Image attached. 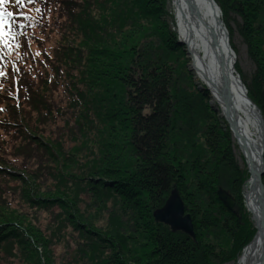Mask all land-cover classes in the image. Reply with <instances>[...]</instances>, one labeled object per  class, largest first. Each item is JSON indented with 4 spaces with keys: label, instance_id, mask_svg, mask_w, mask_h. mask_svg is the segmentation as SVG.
<instances>
[{
    "label": "trees",
    "instance_id": "obj_1",
    "mask_svg": "<svg viewBox=\"0 0 264 264\" xmlns=\"http://www.w3.org/2000/svg\"><path fill=\"white\" fill-rule=\"evenodd\" d=\"M215 2L241 20V78L264 117V0ZM6 8L20 47L0 44V264H234L254 234L247 173L176 53L166 1ZM173 189L196 241L152 216Z\"/></svg>",
    "mask_w": 264,
    "mask_h": 264
},
{
    "label": "bare ground",
    "instance_id": "obj_2",
    "mask_svg": "<svg viewBox=\"0 0 264 264\" xmlns=\"http://www.w3.org/2000/svg\"><path fill=\"white\" fill-rule=\"evenodd\" d=\"M168 2L188 60L186 67L197 89L206 94L220 128L235 141L246 165L247 178L241 195L254 234L235 263L264 264V184L258 180L264 163V117L248 96L236 68L235 53L222 21L223 11L215 0Z\"/></svg>",
    "mask_w": 264,
    "mask_h": 264
},
{
    "label": "rangeland",
    "instance_id": "obj_3",
    "mask_svg": "<svg viewBox=\"0 0 264 264\" xmlns=\"http://www.w3.org/2000/svg\"><path fill=\"white\" fill-rule=\"evenodd\" d=\"M166 1V12H167V15H168V22H169V25H170V31L173 32L174 34V39H175V43L180 47V51L179 52H176L178 53L179 55L180 54H183V60L186 62V66H188V60L187 58L185 57V50H184V46L182 44H180V41L178 40V37H177V34H176V31H175V27H174V21H173V17H172V14H171V10H170V7H169V2L168 0H165ZM220 8V7H219ZM221 10V9H220ZM235 22H232L230 24L226 23L225 20H224V15L222 13V21H223V24L224 26L226 27L227 31H228V36L230 38V45L232 44L234 47H235V50L236 52L234 51L235 53V57H236V61L235 63L237 64L238 68H239V71H240V76H243L244 78H247L250 79V75L253 73L254 71V66L253 64L250 62V60L248 59L247 57V51H246V47L245 45L243 44L242 42V39L240 38V36L238 35V32H237V29H236V22L240 24L241 20L240 19H236L235 17L231 16ZM230 25V26H229ZM229 29L232 31L231 35L229 34ZM231 45V46H232ZM234 50V49H233ZM187 68V67H186ZM188 73H190L191 75V78H193V75L192 73L189 71V69H187ZM193 83L195 85H197V83L192 79ZM244 84V83H243ZM207 99V98H206ZM208 101V99H207ZM259 109V108H258ZM260 110V109H259ZM233 139V138H232ZM233 143V146H232V150H233V154H234V158H235V161L237 162L238 166L240 169L244 170L246 173V165L243 163V159L241 157V153H240V150L239 148L237 147L235 141L233 140L232 141ZM263 161H264V156H263ZM263 177H264V173L261 177V182H263ZM245 185V183H244ZM243 185V187H244ZM242 187V188H243ZM176 190V189H175ZM223 190V189H222ZM177 191V190H176ZM223 191H226V190H223ZM178 193V192H177ZM179 194V193H178ZM170 196V194H169ZM168 196V197H169ZM167 197V199H168ZM180 197V195H179ZM166 199V200H167ZM181 199V197H180ZM182 201V200H181ZM166 202V201H165ZM221 202V201H220ZM183 203V202H182ZM222 203V202H221ZM223 204V203H222ZM224 205V204H223ZM225 206V205H224ZM163 207V206H162ZM184 207V205H183ZM226 207V206H225ZM227 208V207H226ZM160 209V208H159ZM228 209V208H227ZM157 210V209H156ZM229 210V209H228ZM155 211V210H154ZM153 211V212H154ZM232 211V210H230ZM153 212H152V216H153ZM185 213V212H184ZM188 215V214H186ZM190 217V215H189ZM190 220H191V217H190ZM156 222V221H155ZM158 223V222H156ZM159 224H162V223H159ZM191 224H192V220H191ZM164 225V224H162ZM166 227H168L167 225H164ZM192 227H193V224H192ZM169 228V227H168ZM170 229V228H169ZM171 232H173L171 229H170ZM176 232H180V231H176ZM176 232H173V233H176ZM182 233V232H180ZM184 235H186L185 233H182ZM187 237H189L188 235H186ZM192 241H196L195 239V232H194V228H193V237H189ZM8 252H10L9 250L7 251V254ZM61 253V250H56L55 251V256L58 257V255ZM5 254V253H4ZM12 254V253H11ZM5 260H8L9 257L8 255H6V257L4 258ZM223 264H232V262H228V263H223ZM236 264V263H234Z\"/></svg>",
    "mask_w": 264,
    "mask_h": 264
},
{
    "label": "water",
    "instance_id": "obj_4",
    "mask_svg": "<svg viewBox=\"0 0 264 264\" xmlns=\"http://www.w3.org/2000/svg\"><path fill=\"white\" fill-rule=\"evenodd\" d=\"M262 166L263 168L259 173L261 176L264 173V163ZM258 180L261 183V179L259 178ZM217 195L219 200L229 210H232L234 203L231 197L221 189L217 190ZM153 218L156 222L167 225L173 232L180 231L189 237H193V227L190 217L189 215L184 214L183 203L175 189L171 191L170 196L164 203L163 207L153 212Z\"/></svg>",
    "mask_w": 264,
    "mask_h": 264
},
{
    "label": "snow or ice",
    "instance_id": "obj_5",
    "mask_svg": "<svg viewBox=\"0 0 264 264\" xmlns=\"http://www.w3.org/2000/svg\"><path fill=\"white\" fill-rule=\"evenodd\" d=\"M24 0H16L17 4H23ZM32 2V0H29ZM9 3V0H0V44H3L5 47H16L19 48V44L12 45L10 42L14 41L16 34L13 32L12 20L14 13L8 11L6 5ZM22 19H28V17H21ZM23 27V25H20ZM39 55V53H37ZM5 75V73L0 72V76Z\"/></svg>",
    "mask_w": 264,
    "mask_h": 264
}]
</instances>
